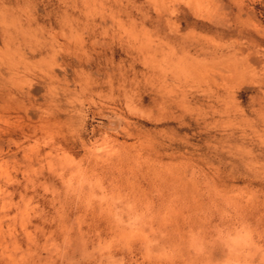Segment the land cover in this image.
Listing matches in <instances>:
<instances>
[{
	"label": "rangeland",
	"instance_id": "374dc122",
	"mask_svg": "<svg viewBox=\"0 0 264 264\" xmlns=\"http://www.w3.org/2000/svg\"><path fill=\"white\" fill-rule=\"evenodd\" d=\"M0 264H264V0H0Z\"/></svg>",
	"mask_w": 264,
	"mask_h": 264
},
{
	"label": "bare ground",
	"instance_id": "6f19581e",
	"mask_svg": "<svg viewBox=\"0 0 264 264\" xmlns=\"http://www.w3.org/2000/svg\"><path fill=\"white\" fill-rule=\"evenodd\" d=\"M10 39H12L11 35L9 37ZM4 51H5V54L6 55H15L16 54V51H12L11 48L9 47H5L4 48ZM50 62L48 64V62L46 63L45 62V59H43V66L45 64V68H42L40 71L43 72V73H47V72H51L53 74V78L59 82L60 81V78L63 77V78H66V72L61 68V58H57L55 55L51 56L49 58ZM20 61L19 62H14L13 60L10 61V67H11V70L14 72V80H18L21 78L20 74H23V71H20V65H19Z\"/></svg>",
	"mask_w": 264,
	"mask_h": 264
},
{
	"label": "clouds",
	"instance_id": "9594fccd",
	"mask_svg": "<svg viewBox=\"0 0 264 264\" xmlns=\"http://www.w3.org/2000/svg\"><path fill=\"white\" fill-rule=\"evenodd\" d=\"M251 243L250 234L244 230L236 233L233 237H231L228 241L229 246L236 247H247Z\"/></svg>",
	"mask_w": 264,
	"mask_h": 264
}]
</instances>
